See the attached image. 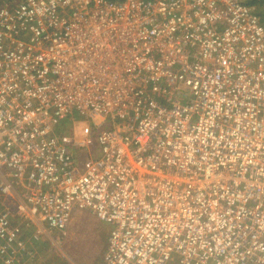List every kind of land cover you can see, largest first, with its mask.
Masks as SVG:
<instances>
[{
    "label": "built area",
    "instance_id": "obj_1",
    "mask_svg": "<svg viewBox=\"0 0 264 264\" xmlns=\"http://www.w3.org/2000/svg\"><path fill=\"white\" fill-rule=\"evenodd\" d=\"M261 2L0 0V264L76 211L102 264H264Z\"/></svg>",
    "mask_w": 264,
    "mask_h": 264
},
{
    "label": "rangeland",
    "instance_id": "obj_2",
    "mask_svg": "<svg viewBox=\"0 0 264 264\" xmlns=\"http://www.w3.org/2000/svg\"><path fill=\"white\" fill-rule=\"evenodd\" d=\"M80 122L68 123L67 134L70 138L79 139L91 135L94 140L96 130L81 119ZM76 152V151H75ZM81 156H95V144L81 150ZM110 226L98 221L86 211H76L72 214L67 228L60 239L51 242L38 243L34 246L37 260L26 264H102L106 246L107 231Z\"/></svg>",
    "mask_w": 264,
    "mask_h": 264
},
{
    "label": "trees",
    "instance_id": "obj_3",
    "mask_svg": "<svg viewBox=\"0 0 264 264\" xmlns=\"http://www.w3.org/2000/svg\"><path fill=\"white\" fill-rule=\"evenodd\" d=\"M253 1V0H252ZM257 9H256V13H257V15L259 16V18H260V21L261 22H264V9L262 8V6H263V3L261 2V4H257Z\"/></svg>",
    "mask_w": 264,
    "mask_h": 264
}]
</instances>
